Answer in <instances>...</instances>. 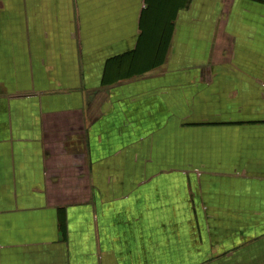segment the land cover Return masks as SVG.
<instances>
[{
  "label": "crops",
  "instance_id": "1",
  "mask_svg": "<svg viewBox=\"0 0 264 264\" xmlns=\"http://www.w3.org/2000/svg\"><path fill=\"white\" fill-rule=\"evenodd\" d=\"M0 264H264V0H0Z\"/></svg>",
  "mask_w": 264,
  "mask_h": 264
}]
</instances>
